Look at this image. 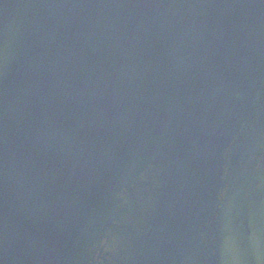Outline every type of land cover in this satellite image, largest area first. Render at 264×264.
<instances>
[{"label":"water","instance_id":"1","mask_svg":"<svg viewBox=\"0 0 264 264\" xmlns=\"http://www.w3.org/2000/svg\"><path fill=\"white\" fill-rule=\"evenodd\" d=\"M0 264H264V0H0Z\"/></svg>","mask_w":264,"mask_h":264}]
</instances>
